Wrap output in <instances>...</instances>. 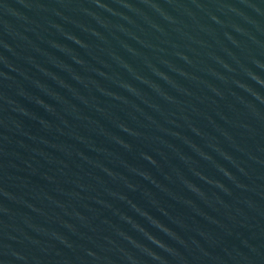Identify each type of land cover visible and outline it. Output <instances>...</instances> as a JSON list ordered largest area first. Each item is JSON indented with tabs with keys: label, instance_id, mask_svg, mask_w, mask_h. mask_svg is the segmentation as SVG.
<instances>
[{
	"label": "water",
	"instance_id": "95a60500",
	"mask_svg": "<svg viewBox=\"0 0 264 264\" xmlns=\"http://www.w3.org/2000/svg\"><path fill=\"white\" fill-rule=\"evenodd\" d=\"M0 264H264V0H0Z\"/></svg>",
	"mask_w": 264,
	"mask_h": 264
}]
</instances>
